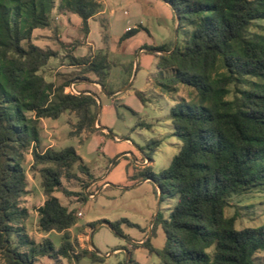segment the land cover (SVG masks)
<instances>
[{"label": "trees", "instance_id": "trees-1", "mask_svg": "<svg viewBox=\"0 0 264 264\" xmlns=\"http://www.w3.org/2000/svg\"><path fill=\"white\" fill-rule=\"evenodd\" d=\"M163 1L179 18L185 39L174 49L147 46L170 51L155 54L157 67L170 72L157 85L170 94L185 86L189 95L170 108L172 135L181 142L178 152L159 173L151 165L141 171L143 179L159 187L161 200L177 194L168 214L158 212L153 222V231L163 228L165 244L156 249L148 238L139 245L156 252L164 264H256L255 254L264 252V223L239 229L226 207L228 196L264 186V36L247 34L255 20L264 19V0ZM100 7L99 0H0V252L5 264H35L39 256L51 255L72 262L88 252L92 259L100 258L89 249L75 253L69 230L78 211L55 195L63 179L78 177L74 165L90 175L88 166L74 147L38 149L41 119L65 111L77 117L73 135L104 133L92 126L98 101L90 93L65 92L68 83L46 79L40 71L56 51L32 41L34 29L52 28L54 9L78 15L88 33V21ZM137 31L130 28L119 42ZM68 58L81 67V74L94 73L108 91L111 64L106 52ZM135 94L148 100L140 90ZM159 143L156 139L148 146ZM29 149L46 196L37 208L39 227L64 234L58 249L49 238L37 243L23 233L29 211L20 206V198L26 193L23 162ZM63 191L87 198L85 192ZM108 223L118 231V223ZM15 234L18 243L12 242Z\"/></svg>", "mask_w": 264, "mask_h": 264}, {"label": "rangeland", "instance_id": "rangeland-1", "mask_svg": "<svg viewBox=\"0 0 264 264\" xmlns=\"http://www.w3.org/2000/svg\"><path fill=\"white\" fill-rule=\"evenodd\" d=\"M59 13L57 8L52 13L56 29L42 31L40 35L45 48L56 51V56L40 72L56 84H70L65 87V92L76 94V89L95 92L98 107L100 105L96 124L105 128H97L104 133L87 130L73 135L77 117L73 112L65 111L57 118H43L38 149L74 147L88 166L90 175L74 165L72 171L78 177L63 179L55 195L63 205L82 211L69 230L75 253L81 254L89 249L100 258L92 259L91 252L72 262L60 255L39 256L35 264H164L156 252H150L139 244L150 238L156 249L164 246L165 232L161 226L153 231L152 222L158 212L168 214L177 201V194L159 200L158 186L149 178L143 179L141 171L142 167L151 165L152 170L159 173L169 166L178 152L181 142L172 135L170 108L176 100L187 97L189 89L180 86L179 91L173 94L160 90L157 81L163 80L170 72H162L157 67L155 54L161 53L148 47H181L185 30L181 27L176 31L174 11L163 0H107L106 15L101 18L104 24L101 37L93 29L89 39L95 45L93 49L92 44H86L88 35L83 27L73 22L67 24ZM128 27L138 29L129 43L132 49H125V41L119 42ZM247 34L263 37L264 19L255 20ZM99 51L107 53L111 64L106 78L108 91L101 89L94 73L81 74V67L71 65L68 58L71 54L82 58ZM128 84L130 86L125 88ZM135 90L144 92L148 100H140ZM114 91L118 92L113 96L107 93ZM142 122L151 126L140 125ZM156 139L160 140L156 147L148 146ZM25 154L23 165L27 187L20 198V206L28 209L29 217L23 223V233L37 243L49 238L58 249L64 234L55 230L46 232L39 227L37 208L43 205L46 196L40 172L32 168L31 149ZM63 189L70 193L85 192L87 198L66 195ZM228 200L226 215L236 216L237 228L264 223V186L232 194ZM106 222L118 223V231ZM19 237L15 234L12 242L18 243ZM255 261L256 264H264L263 251L255 254ZM5 262L0 252V264Z\"/></svg>", "mask_w": 264, "mask_h": 264}, {"label": "crops", "instance_id": "crops-1", "mask_svg": "<svg viewBox=\"0 0 264 264\" xmlns=\"http://www.w3.org/2000/svg\"><path fill=\"white\" fill-rule=\"evenodd\" d=\"M99 1H100V4L102 6H104V8L101 9V7H100L99 12L97 14H95L92 18H90L89 21H88V24H89V32L87 33V35H88L87 36V39L88 40H87L86 44H88V45H91L92 44V48L93 49H95V45L89 40L90 39V36H91V33H92V30L93 29H96V31L98 32L99 36L101 37V34H102L101 18H102V16L106 15V10H107V0H99ZM55 10L56 9H54V11ZM59 12H60L59 13V16L60 17H64V19H65V21H66L67 24H70L71 22H73L74 25H78V26L81 25L82 26L81 18L78 15H76L74 13H71L69 11H65V10H59ZM53 18L54 17H53V14H52V19ZM55 26L56 25L53 24V22H52V28H36V29H34L33 32H32V41H33V43L36 44V45H38V46H40V47H42V48H45L46 47L45 43L43 42V44H42V42L40 40V38H41L40 35H42L41 32L42 31H44V32H50L51 29H56ZM129 29H130V27L127 28V30H129ZM108 30H109V22H108ZM133 36H131L127 40H125V42H124L125 47H126L125 49H132L133 48V47H130L129 46L130 45L129 44L130 43V40H131V38ZM155 52H158V51H155ZM88 82L93 83L92 81H88ZM68 86H70V84ZM93 90H95V89H93ZM91 92H93V91H91ZM81 93H84V90L81 91ZM42 122H43V118L41 119V123ZM106 184H107V182L104 183V185H106Z\"/></svg>", "mask_w": 264, "mask_h": 264}, {"label": "water", "instance_id": "water-1", "mask_svg": "<svg viewBox=\"0 0 264 264\" xmlns=\"http://www.w3.org/2000/svg\"><path fill=\"white\" fill-rule=\"evenodd\" d=\"M176 22H177V25H176V31L178 30V23H179V18L176 16ZM170 51H158V53H164V54H166V53H169ZM100 86H101V89L103 90V91H106L105 90V87L104 86H102L101 84H99ZM130 86V84H128L127 86H125V88H127V87H129ZM125 88H123V89H125ZM118 91H114V92H107L109 95H111V96H113V95H115L116 93H117ZM84 93H90V94H92L93 96H95L97 99H98V95L96 94V93H94V92H91V91H87V92H84ZM100 110V105H99V107H98V109H97V113H98V111ZM97 118H98V115H96L95 116V119H94V121H93V124H92V126L94 127V128H99V129H104L105 127L104 126H97V124H96V122H97ZM159 188V187H158ZM159 194H160V189H159ZM159 200H160V196H159ZM155 220V219H154ZM154 222V221H153ZM152 222V223H153ZM106 223H108V222H106ZM109 224V223H108ZM93 234V233H92ZM92 234H91V238H92ZM91 245L94 247V245H93V241H91Z\"/></svg>", "mask_w": 264, "mask_h": 264}, {"label": "built area", "instance_id": "built-area-1", "mask_svg": "<svg viewBox=\"0 0 264 264\" xmlns=\"http://www.w3.org/2000/svg\"><path fill=\"white\" fill-rule=\"evenodd\" d=\"M125 13H127V12L125 11ZM74 89H75V87H74ZM80 93H81V91L76 89V94H80ZM77 214H78V216H81L82 215V211H78Z\"/></svg>", "mask_w": 264, "mask_h": 264}]
</instances>
